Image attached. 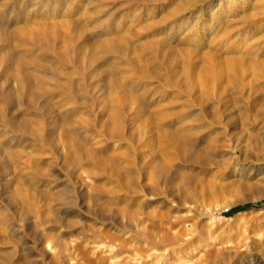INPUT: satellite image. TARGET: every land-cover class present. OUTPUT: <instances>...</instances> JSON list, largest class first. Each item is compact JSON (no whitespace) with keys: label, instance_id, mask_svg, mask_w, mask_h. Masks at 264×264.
<instances>
[{"label":"bare ground","instance_id":"obj_1","mask_svg":"<svg viewBox=\"0 0 264 264\" xmlns=\"http://www.w3.org/2000/svg\"><path fill=\"white\" fill-rule=\"evenodd\" d=\"M105 1L55 0L56 12H38L34 7L8 19L5 15L12 0L0 2V77L6 79V85L11 84L10 94L16 104H32L37 109L28 113L29 116L18 113L20 121L16 126L44 145L49 144L56 131L55 149L60 150L63 161L74 169L86 166L93 181L101 182L103 187L108 185L104 208L111 216L94 217L93 228L89 227L92 232L84 240L90 244L105 243L110 249L103 254L95 245L89 250L81 244L68 246L65 233L60 240L64 251L61 264H133L136 261L139 264V260L167 258L195 262L189 264H217L223 255L220 245L219 249L214 244L213 250L205 243L200 248L195 244L201 224L210 217L201 208L204 205L201 199L231 188H264V165L248 156L255 150H264V135L258 130L262 124L258 127L255 119L264 110V104L256 107L247 102L239 123H235L227 117L231 111L226 109V100L221 97L227 88L223 83L236 86L239 73L247 63L234 46V28L229 20H220L223 23L209 41L197 46L193 44L194 36L200 32L196 20L185 30L187 37L177 44L157 38L138 48L133 41L140 30L159 31L170 24L171 18L194 6H202L207 0H180L163 15L161 22L154 21L149 12L144 14L145 9L138 8L141 0H137L132 6L136 12L126 23L119 22L115 27H104L98 21L97 14ZM225 2L228 4L223 9L230 14L237 0ZM241 2L244 6L248 0ZM63 6L64 11L58 12ZM252 6L254 11L244 14V22L248 20L252 25L259 23L258 27H264V0H254ZM213 18L212 15L210 22ZM115 53L126 59L131 74L126 75L124 69L114 66L111 54ZM70 67L79 72V83L69 79ZM41 68L54 69L65 77L59 82L63 97L57 100L56 109L45 97L47 83L41 77ZM96 70L100 75L97 81L101 83V94L92 86L94 81H87V76ZM134 76L137 82L154 79L162 87H170L172 102L184 103L181 113L173 111L171 102L162 103L168 92L148 95L147 89L142 87L144 91H141L136 87ZM213 96L218 104H211L213 109L207 110ZM191 107L199 112L192 113L195 110ZM49 122L52 129L46 130ZM254 126L257 130L250 131ZM234 129L239 134L235 141L230 138ZM242 141L244 154L239 150L241 146L238 147ZM15 155L9 151V157ZM185 165L196 172L182 170ZM7 166L0 167V197L7 195V200L0 201V264H49L46 249L34 241L32 246L22 238L32 226L33 217L34 224L45 223L49 213L42 215L38 193L30 180ZM229 173L232 178L223 182ZM253 173L259 174L258 177L254 178ZM193 182L198 186L197 191L192 186L196 193L190 187ZM166 185L172 190L164 191ZM173 188L180 193H173ZM100 200L89 197L88 203L102 207ZM10 201L21 213L22 221H8ZM132 207L135 209L130 210ZM30 215L33 217L29 221ZM66 217L76 219V224L89 218L80 209L64 211L62 219ZM132 225L136 227L133 237L138 239L133 248L132 235H126V227ZM85 228L80 225V232ZM127 249L133 253L124 254ZM256 263H264V256H257Z\"/></svg>","mask_w":264,"mask_h":264},{"label":"rangeland","instance_id":"obj_2","mask_svg":"<svg viewBox=\"0 0 264 264\" xmlns=\"http://www.w3.org/2000/svg\"><path fill=\"white\" fill-rule=\"evenodd\" d=\"M4 1L6 0H0V2ZM178 1L180 0H141L138 1V4L142 6L139 5L138 8H144V14L149 12L153 15L154 21L161 22L163 15L167 14L170 9L178 3ZM225 1L227 0H207L202 6L197 5L191 9H187L181 12L179 17L171 18L170 24H167L159 31L157 30L155 32L152 31L153 28H144L140 30L139 36L135 38L133 44L139 48L142 47L144 43L157 38H162L166 40L167 43L170 41L169 43L177 44L181 38L187 37V35H185L186 31L197 20L200 32H197L194 36L195 39L193 44L200 46L209 41V38L213 35L215 30L223 23L221 21L229 20L232 28H234V32L232 34L234 46L237 51H241L247 63H245L241 72L239 73L237 82L238 84L236 86L223 83L225 88H227L225 90L226 94H222L221 97L224 98L223 100H226L224 104L226 109L231 111L227 117L231 119V122L239 123V120L241 119L240 115L248 103H252L256 107L264 104V42H262L264 41V38H262L264 27H258L257 25L259 23L252 25L251 21L248 20L244 22V14L252 13L254 11L252 8V3L254 0H248L244 6L243 2H241L242 0H239V2L237 0V2L233 4L234 11L230 12V14L225 12L223 9V7L228 4ZM136 2L137 0H106L104 3L105 5L101 7L97 14L98 21L104 27H115L119 25V22L120 24L126 23L136 12L133 10L134 8H132ZM55 6V0H12V5L5 15V19H8L9 17L13 18V16L16 18V14L28 12L29 8L33 9L34 7L35 9H38V12L51 14L56 12L57 7ZM57 11H64V6L60 10L57 9ZM212 15L214 18L210 22ZM5 19L4 22L7 24ZM21 20L22 19L19 21L22 22ZM111 58V62H114L113 64H115L114 66L124 69L126 75L132 73V71L129 70V63L125 58L121 57L117 53L111 54ZM73 69L74 68L71 67L69 69L71 72L69 79L72 81L75 80V83H79L80 74H77L79 72L75 69L74 71ZM40 70L42 71V79L47 83L45 97L48 98V102L51 107L56 109L57 100L63 97V92L61 91L59 82L64 81L65 77L54 69L41 68ZM241 73L242 77H240ZM99 76L98 70H96L92 73V75L87 76V81H94L92 86H95L96 91L101 94L100 90L102 87H99L101 83L97 81ZM135 79H137L136 76H134V81L137 82L138 79ZM0 80V167L3 169L5 164H7L9 166L7 167L9 169L11 168L10 170L15 172V174H23L26 176V179L28 181L30 180L29 182H31L32 186L36 188V192L38 193V204L40 206L42 215L46 216L45 214L49 213V216L44 218L45 223H39L37 221V223L34 224L35 218L30 215L31 217L29 216L28 219L30 221V218L33 217L31 220L33 223H30V226H32L25 231L22 238L27 240L32 246H35V244H33L35 242L38 244V247H41V249H46L48 252L47 261L49 264H61V257L64 251L62 252L61 250L63 242L60 240L62 239V234L65 233H67L65 236L67 239L64 241L68 246L73 244H81L84 248L86 247L85 249H91L95 245V247H100L103 250L101 251L103 254L105 252L107 253L108 249L110 248H107L105 243L103 245L90 244L84 239L88 238L87 236L91 234L92 231H90L89 227L93 228L92 224L97 217L111 216L108 214L109 211L104 208L106 205L104 200L107 197V192H105V189H107L108 185L103 187L101 186V182L93 181V179L90 177L89 169L86 166L82 165L80 168L74 169V167H71L70 164H66L63 161L61 157L62 153H60V150L55 149L57 145L56 131H54L51 135V141L49 144L44 145L38 139H35L33 136L31 137L28 131L17 127L16 124L20 121V115H17L18 113L22 115L24 113V115L29 116L28 113L32 114V112H37V109L32 104H16L15 98L10 94V87H12L11 84L6 85L7 83L4 77H0ZM142 81L144 82L142 83ZM137 83L138 84H136V87L140 90L143 88L144 90L147 89L148 91L146 90L145 93L148 95L159 96L168 92V97H165L162 103L167 104L168 102H171L170 105L174 106L173 111H176L177 114L181 113L179 110L183 108L184 103L180 101L172 102L174 99L170 97V87H162L154 79H143ZM141 84H143V86H140ZM59 94L61 95L59 96ZM51 98L53 99L51 100ZM196 101H198V98ZM211 101L212 103H210ZM211 101L209 102L210 104H208L209 107L206 108L207 110L213 109L212 105L218 104L215 96L211 98ZM191 109L193 111L195 110L192 113L199 112V110L195 107H191ZM43 115L46 118L48 117L46 112H44ZM255 119H257V123L259 122L258 127L262 124V128H259L258 130L262 135H264V110L260 111L256 115ZM45 127L46 130L52 129V123H47ZM254 127L250 128V131H256V126ZM237 136H239L238 129L231 131L230 138L233 141L237 139ZM242 144L244 145L243 141L238 147L241 146L239 150L242 154H244V146ZM9 151L14 152L16 155L13 156V158L12 156L9 157ZM248 156H251L252 159L254 158V161L257 162V164L264 165V150H255L251 154L249 153ZM186 166L187 165H185L182 170L190 173L196 172L192 168ZM226 172L230 171L227 170ZM246 175L248 177L249 172H246L245 176ZM258 175L253 173L254 178L258 177ZM250 177H252V175ZM231 178L232 175L229 173V175L223 178L222 181L226 182ZM194 183L195 182H193V184L191 183L190 185L192 192H194L193 190L195 187V191L198 190V186H196L197 184L194 185ZM192 186H195L194 189ZM231 189L224 190L222 194L217 193V196H205L201 199L204 204V207L201 206V208H203V210H205L210 215V217L206 218L201 224L199 229L200 231L197 233V237L195 236V244L199 246L198 248L206 244L209 246L208 248L213 250H215L214 244H216V247L220 245L223 255L222 258L217 261V264H257L256 257L260 255L264 256V188L244 187L241 190H237L235 188ZM168 190L172 189L170 186L166 185L164 187V191L168 192ZM175 192L180 193V191L173 188V193ZM6 196H1L0 201L4 198V200H7ZM89 197L101 198L99 202L102 204V207H95L94 205L90 206L88 203ZM208 202L210 204H208ZM11 205L12 206L8 216V221H22L21 213L16 210L13 203H11ZM244 205H249V207L227 214L231 208ZM152 207L153 206L151 205L149 209L151 210ZM79 209L89 218L78 220L77 224L75 221L76 219H73V217H66V220L62 219V213L64 211H78ZM133 209L135 208L132 207L130 210ZM80 225L86 226L84 231L82 230L80 232ZM133 229H136V227L133 225L131 227H126V235H132L133 237L135 235V231H133ZM69 238L71 240L68 241ZM133 240L134 241H132L133 245H131V248L137 246V237H133ZM200 240L203 241L201 242ZM125 253L132 254L133 250L127 249L125 250L124 254ZM70 261L73 263L74 259H71ZM188 262L195 263L193 261L174 260V258H167L163 261L157 259L149 261L139 260V264H189ZM133 264H137V261Z\"/></svg>","mask_w":264,"mask_h":264},{"label":"trees","instance_id":"obj_3","mask_svg":"<svg viewBox=\"0 0 264 264\" xmlns=\"http://www.w3.org/2000/svg\"><path fill=\"white\" fill-rule=\"evenodd\" d=\"M247 207H249V205L233 207L227 212V214L232 213L234 211H239V210L246 209Z\"/></svg>","mask_w":264,"mask_h":264}]
</instances>
